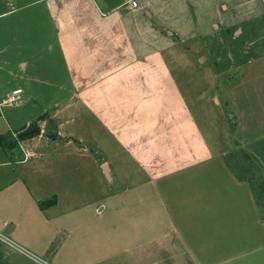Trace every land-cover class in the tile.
<instances>
[{
    "label": "crops",
    "instance_id": "obj_1",
    "mask_svg": "<svg viewBox=\"0 0 264 264\" xmlns=\"http://www.w3.org/2000/svg\"><path fill=\"white\" fill-rule=\"evenodd\" d=\"M135 1L0 0V264H264V210L209 119L233 3ZM258 84L241 116L264 166Z\"/></svg>",
    "mask_w": 264,
    "mask_h": 264
},
{
    "label": "rangeland",
    "instance_id": "obj_2",
    "mask_svg": "<svg viewBox=\"0 0 264 264\" xmlns=\"http://www.w3.org/2000/svg\"><path fill=\"white\" fill-rule=\"evenodd\" d=\"M228 2L233 3V17L234 20L239 21L233 27L237 31L233 33H216L217 43H215V48L222 54L224 50L218 40L226 37V40H224L227 42L225 44L227 46L226 61L231 66L227 68L225 79H227L226 81L232 80V82L228 83L227 92L221 84L218 85L216 98L218 108L215 112L212 109L210 110L214 116L209 117V119L216 124V137L230 144L227 156L236 172L241 176L247 175L251 178L258 202L264 210V166L259 161L260 159L246 146V141H249L252 137L249 135L248 129L257 130V118L256 116H241V109L250 111V115L255 114L256 109H258L256 101L258 94H263V91L261 94L262 87L258 83L263 84L264 82V0H228ZM249 24L254 26V32L251 30L246 31V26ZM240 28H243V30L239 33ZM252 37L257 39L254 44L249 42ZM256 47H258L260 51L258 53L261 55H257L258 58L252 59L251 54L255 56L257 53ZM248 62L252 63V66L254 65L255 69L250 71L252 73L243 69ZM258 77H260V82ZM221 78H224L223 74ZM218 83L223 82L219 80ZM258 91L260 92L258 93ZM203 105V103L200 104L199 110L202 115H206L208 113L206 110L209 108L205 110ZM220 111H223L222 114H225V116H221ZM33 126L31 125L28 129ZM5 139L8 140L7 136H5Z\"/></svg>",
    "mask_w": 264,
    "mask_h": 264
},
{
    "label": "trees",
    "instance_id": "obj_3",
    "mask_svg": "<svg viewBox=\"0 0 264 264\" xmlns=\"http://www.w3.org/2000/svg\"><path fill=\"white\" fill-rule=\"evenodd\" d=\"M39 131V128L37 125H34L32 128L30 129H25L24 131H21L18 133V137H25V136H31L36 134ZM16 141V139H9L6 140L5 139V135H3L2 133H0V144L4 145V146H8L9 144H13Z\"/></svg>",
    "mask_w": 264,
    "mask_h": 264
},
{
    "label": "built area",
    "instance_id": "obj_4",
    "mask_svg": "<svg viewBox=\"0 0 264 264\" xmlns=\"http://www.w3.org/2000/svg\"><path fill=\"white\" fill-rule=\"evenodd\" d=\"M132 3H133V4H136V1H135V0H132ZM20 90H21V88H17V89H15V90L13 91L12 97H14L15 94H16L17 92H19Z\"/></svg>",
    "mask_w": 264,
    "mask_h": 264
}]
</instances>
